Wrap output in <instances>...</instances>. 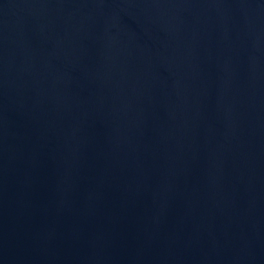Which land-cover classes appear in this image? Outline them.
Returning a JSON list of instances; mask_svg holds the SVG:
<instances>
[{
	"label": "water",
	"instance_id": "1",
	"mask_svg": "<svg viewBox=\"0 0 264 264\" xmlns=\"http://www.w3.org/2000/svg\"><path fill=\"white\" fill-rule=\"evenodd\" d=\"M0 264H264V0H0Z\"/></svg>",
	"mask_w": 264,
	"mask_h": 264
}]
</instances>
